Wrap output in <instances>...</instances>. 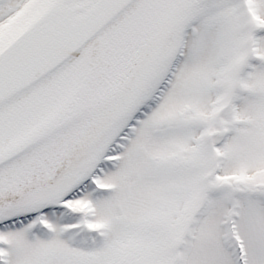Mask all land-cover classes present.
<instances>
[{
	"label": "snow or ice",
	"instance_id": "6c2138e0",
	"mask_svg": "<svg viewBox=\"0 0 264 264\" xmlns=\"http://www.w3.org/2000/svg\"><path fill=\"white\" fill-rule=\"evenodd\" d=\"M0 264H264V0H0Z\"/></svg>",
	"mask_w": 264,
	"mask_h": 264
}]
</instances>
